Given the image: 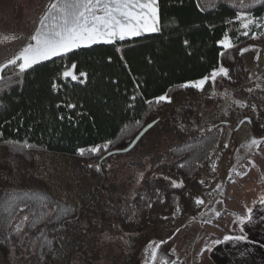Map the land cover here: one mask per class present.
<instances>
[{
  "label": "trees",
  "instance_id": "obj_1",
  "mask_svg": "<svg viewBox=\"0 0 264 264\" xmlns=\"http://www.w3.org/2000/svg\"><path fill=\"white\" fill-rule=\"evenodd\" d=\"M158 13L159 31L154 33L80 47L24 73L4 64L0 264H18L15 256L23 254L25 246L34 264H74L85 252L81 232L102 234L116 227L126 233L171 235L177 219L203 211L195 200L206 189L202 174L212 168L211 156L222 137L220 124L172 147V161L131 198L109 196V166L172 123L178 127L198 117L202 104L214 102L202 92L210 94L215 85L256 100L246 85L250 66L243 50L255 44L253 34L263 31L264 6L254 0H158ZM241 16L254 19L247 35ZM225 38L231 47L221 45ZM221 66L228 69V77L213 80L211 73ZM72 69L77 80L62 75ZM205 77L209 79L202 90L186 86ZM160 96L172 102L156 103ZM253 119L255 128L264 130V117L256 113ZM149 125L134 149L125 153ZM97 147L99 152L89 151ZM164 176L183 181V187H170ZM90 178L98 183L91 185ZM122 264L143 263L131 250Z\"/></svg>",
  "mask_w": 264,
  "mask_h": 264
},
{
  "label": "rangeland",
  "instance_id": "obj_2",
  "mask_svg": "<svg viewBox=\"0 0 264 264\" xmlns=\"http://www.w3.org/2000/svg\"><path fill=\"white\" fill-rule=\"evenodd\" d=\"M54 1L0 0V69L35 35L40 19ZM241 17L246 23L248 18ZM251 25L246 29L248 34ZM262 28L261 34H253L251 38L255 44L245 48L250 66L246 85L256 93V100L245 99L234 89L215 85L210 94L209 91L202 92V97L209 96L214 102L202 104L198 108V117L188 124H178V127L172 123L170 128L151 135L138 150L114 160L109 166L106 181L109 196L116 200L131 198L144 191L145 181L155 180L160 175L164 163L172 161V147L220 124L222 137L211 156L212 168L202 174L206 185L201 198L205 201L203 211L196 217L177 219L171 235H155L150 231L126 233L116 227H107L102 234L81 232L85 252L77 255L74 264H122L131 250L138 253L143 264H163L164 261L170 264H219L216 258L222 248L232 246L239 252L236 242L217 245L215 241H223L229 235L241 236L244 224H240L238 217L246 218L249 209L264 201V130H257L253 119L256 113L264 117L261 100H264V24ZM223 41L231 44L228 38ZM69 72L75 74L73 69ZM235 101H241L245 106L241 107ZM258 103H261L260 107H257ZM242 120L245 123H240ZM248 120L251 123H247ZM251 138L260 144L249 150ZM89 183L94 186L98 182L90 178ZM157 244L160 245L157 260L152 261L150 253ZM209 248L212 250L208 251ZM22 252L15 256L18 264H34L26 246Z\"/></svg>",
  "mask_w": 264,
  "mask_h": 264
},
{
  "label": "snow or ice",
  "instance_id": "obj_3",
  "mask_svg": "<svg viewBox=\"0 0 264 264\" xmlns=\"http://www.w3.org/2000/svg\"><path fill=\"white\" fill-rule=\"evenodd\" d=\"M254 2L264 6V0H254ZM251 6L241 4V7ZM158 23L157 0H55V2L48 5V10L39 21V28L36 30L35 35L31 37L35 41V44L29 43L15 58L9 60L7 63L8 65L17 66L19 72L24 73L44 60L61 56L81 46H89L100 42L110 44L117 39L124 40L128 37L140 36L145 32H157L159 31ZM253 23L254 19L249 17L247 22L243 23V28L248 29L249 25ZM244 34L247 35L248 33L245 32ZM221 43L224 48L231 47V44L228 42L222 41ZM243 51L246 52L248 49H244ZM18 62L20 63L18 64ZM2 71L3 69H0V72ZM62 75L64 78L71 77L72 80L78 79L75 74L69 71H64ZM81 75L84 74L81 73ZM218 75L228 77V69L221 66L218 70L211 73L213 80ZM208 79V77H205L199 82L186 86L202 90V86ZM161 102L171 103L172 101L168 96H160L156 99V103ZM235 103L241 107L245 106L241 101H235ZM70 107H74V105ZM240 123L243 124L245 121L242 120ZM247 123H251V120H248ZM259 144L260 141L251 138L248 144L249 150L252 147H258ZM84 151V149H81L80 154L83 155ZM89 151L99 152L100 149L97 147L89 149ZM180 167H184V165H180ZM213 170H215V165L213 166ZM163 179L169 180V186L174 189L183 187V181L178 182L168 176H164ZM201 183H204V181L202 180ZM195 203L203 205L205 201L197 198ZM262 204H264V201H262ZM238 219L241 225L245 224L246 221L252 222V210L249 209L246 218L238 217ZM19 230V227H17V232ZM243 231L244 229L241 227V232ZM241 241L247 242V236L229 235L225 236L223 241H215V244L239 243ZM163 242L161 241L160 243ZM48 244L50 246L51 241ZM159 247L160 245L157 244L151 250L150 256L152 261L157 260V250ZM211 250V248L208 249V251ZM163 264H170V262L164 261Z\"/></svg>",
  "mask_w": 264,
  "mask_h": 264
},
{
  "label": "crops",
  "instance_id": "obj_4",
  "mask_svg": "<svg viewBox=\"0 0 264 264\" xmlns=\"http://www.w3.org/2000/svg\"><path fill=\"white\" fill-rule=\"evenodd\" d=\"M157 4H158V0H157ZM158 20H159V13H158ZM158 27H159V23H158ZM150 33H154V32H145L142 35H146ZM128 38H134V37H128ZM118 40L119 39L115 41ZM100 43H104V42H100ZM32 44H35V41H33ZM81 47H87V46H81ZM251 209H252L253 221L252 222L246 221L245 224L243 225L244 231L240 233L241 235L247 236V242L241 241L239 243H236L238 245V247L236 248L239 250V252L236 249L232 248V246L222 248L219 253L220 255L218 256V258H216L219 264H264V204H262L261 202L258 206L252 207Z\"/></svg>",
  "mask_w": 264,
  "mask_h": 264
},
{
  "label": "water",
  "instance_id": "obj_5",
  "mask_svg": "<svg viewBox=\"0 0 264 264\" xmlns=\"http://www.w3.org/2000/svg\"><path fill=\"white\" fill-rule=\"evenodd\" d=\"M151 127L147 126L141 133L136 137V139L131 143V145L124 150L125 153L130 152L134 149L137 143L142 139V137L149 131Z\"/></svg>",
  "mask_w": 264,
  "mask_h": 264
}]
</instances>
